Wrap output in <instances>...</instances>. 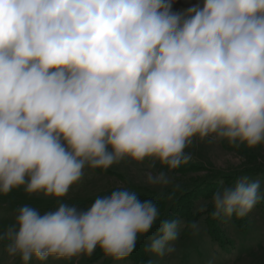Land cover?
Masks as SVG:
<instances>
[{
  "label": "clouds",
  "instance_id": "obj_1",
  "mask_svg": "<svg viewBox=\"0 0 264 264\" xmlns=\"http://www.w3.org/2000/svg\"><path fill=\"white\" fill-rule=\"evenodd\" d=\"M0 0V196L58 201L16 210L0 232L20 264L69 261L99 249L122 261L161 215L117 187L86 209L65 201L85 169L152 162L166 185L194 139L249 150L264 144V0ZM264 199L259 181L219 188L196 212L244 218ZM180 219L148 251L162 256ZM195 227V222H189Z\"/></svg>",
  "mask_w": 264,
  "mask_h": 264
},
{
  "label": "rangeland",
  "instance_id": "obj_2",
  "mask_svg": "<svg viewBox=\"0 0 264 264\" xmlns=\"http://www.w3.org/2000/svg\"><path fill=\"white\" fill-rule=\"evenodd\" d=\"M196 2L176 0L174 7L186 8ZM186 155L189 157L187 163L169 172L168 183L159 186H148L146 175L167 170L161 169L158 163L153 167L150 161L136 164L122 160L107 171L85 169L80 183L69 191L64 202L86 209L97 195H107L114 188L127 187L135 190L141 200L162 198L166 207L173 210L178 200L189 195L192 198L188 210L178 205L174 207V211L183 216L177 215L182 223L177 229L176 239L166 246L162 256L148 251L153 264H264V199L244 218L217 219L222 232L219 239L213 238L207 223L211 208L196 212L219 188L245 177L248 183L259 181L264 191V144L249 150L208 137L203 141L194 139L186 149ZM25 203L32 204L43 214L54 210L59 202L42 195L28 198L23 188L8 196H0V232L15 224L16 210ZM163 218L160 215L157 221ZM190 221H194L196 226L190 227ZM153 238L146 240L144 249H148ZM94 253L91 257L81 255L69 261L49 258L44 264H133L132 260L114 261L105 256L95 260ZM0 264H20L18 258L7 254L6 241H0ZM30 264L38 262L33 259Z\"/></svg>",
  "mask_w": 264,
  "mask_h": 264
},
{
  "label": "trees",
  "instance_id": "obj_3",
  "mask_svg": "<svg viewBox=\"0 0 264 264\" xmlns=\"http://www.w3.org/2000/svg\"><path fill=\"white\" fill-rule=\"evenodd\" d=\"M191 198L189 197V195H187V196L184 195V197H182L180 200L177 201L176 205H178V207H181L183 209L186 208L188 210L189 209V203L191 202ZM151 200H153L154 202L157 203L158 207L160 208V211H162L161 217H164V218L162 219V221H157L155 223V225L149 231V233L146 234L145 239H143L142 237H140L138 239V242L136 244V247H135V250L133 251V253L129 257L124 259V260H132L133 264H153L151 261V258L149 256L148 250L144 249V248H146V246H145L146 240L150 237L156 236L158 228L162 225L163 222L171 221L173 219H180L179 216H181L180 213L174 211V207L176 205L173 207V210L172 209L169 210L166 207V204L164 202H162V198L155 199L153 197V199H151ZM182 201H184L183 202L184 204L182 203ZM177 215H179V216H177ZM182 217L183 216H181V218ZM217 222H218L217 220H212V219H210V217L207 218V223L210 227V232H211L214 239H219L221 237L220 234H222L220 228L218 227ZM141 241H142V243L140 245L141 247H139L138 244ZM94 256H95V260H96V259L102 258L104 255L99 249H97L96 252L94 253Z\"/></svg>",
  "mask_w": 264,
  "mask_h": 264
}]
</instances>
